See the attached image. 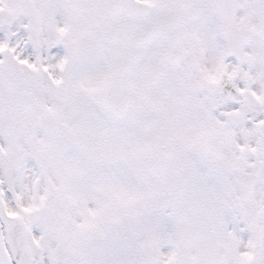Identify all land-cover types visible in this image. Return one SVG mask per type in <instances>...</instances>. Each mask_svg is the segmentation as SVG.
<instances>
[{"label":"snow or ice","instance_id":"obj_1","mask_svg":"<svg viewBox=\"0 0 264 264\" xmlns=\"http://www.w3.org/2000/svg\"><path fill=\"white\" fill-rule=\"evenodd\" d=\"M0 264H264V0H0Z\"/></svg>","mask_w":264,"mask_h":264}]
</instances>
